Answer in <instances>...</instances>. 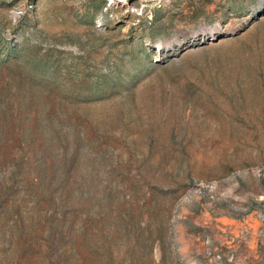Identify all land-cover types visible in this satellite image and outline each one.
<instances>
[{
    "label": "rangeland",
    "instance_id": "374dc122",
    "mask_svg": "<svg viewBox=\"0 0 264 264\" xmlns=\"http://www.w3.org/2000/svg\"><path fill=\"white\" fill-rule=\"evenodd\" d=\"M0 264H264V0H0Z\"/></svg>",
    "mask_w": 264,
    "mask_h": 264
},
{
    "label": "bare ground",
    "instance_id": "6f19581e",
    "mask_svg": "<svg viewBox=\"0 0 264 264\" xmlns=\"http://www.w3.org/2000/svg\"><path fill=\"white\" fill-rule=\"evenodd\" d=\"M256 223H257V222H256ZM255 225H256V224H255ZM255 225H254V226H255ZM256 227H257V226H256ZM254 228H255V227H254Z\"/></svg>",
    "mask_w": 264,
    "mask_h": 264
}]
</instances>
